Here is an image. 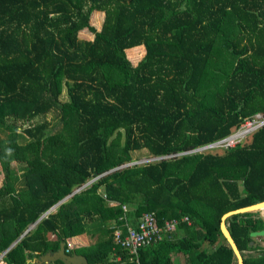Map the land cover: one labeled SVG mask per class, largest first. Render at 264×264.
Segmentation results:
<instances>
[{
    "label": "trees",
    "instance_id": "1",
    "mask_svg": "<svg viewBox=\"0 0 264 264\" xmlns=\"http://www.w3.org/2000/svg\"><path fill=\"white\" fill-rule=\"evenodd\" d=\"M257 114L264 0H0V260L36 264L86 234L90 246L67 251L90 264H238L221 219L264 201V125L193 151ZM141 150L157 160L133 164ZM149 212L191 224L131 256L112 226ZM226 223L244 264H264L261 211Z\"/></svg>",
    "mask_w": 264,
    "mask_h": 264
},
{
    "label": "built area",
    "instance_id": "2",
    "mask_svg": "<svg viewBox=\"0 0 264 264\" xmlns=\"http://www.w3.org/2000/svg\"><path fill=\"white\" fill-rule=\"evenodd\" d=\"M264 125V115L257 114L253 119L245 121L242 126L236 130V135L232 134L219 141L197 148L193 153H202L205 151H212L214 149H228L234 147L238 143H241L245 138L258 128ZM232 136V137H231ZM150 160H157L153 158ZM147 162V161H146ZM145 162V163H146ZM143 162H134L133 164H141ZM131 164V165H133ZM96 179L90 180L81 188L75 190L78 193L88 186H90ZM111 205H114L111 203ZM124 211H128L127 206H123ZM191 224L188 217H183L179 220H167L160 224L159 220L154 212L144 213L140 219L137 227H133L131 224L125 222L123 226H112L114 242L117 246L126 250L131 256L138 255L140 249L157 244L161 241L169 239L172 233L178 230V227L182 223ZM0 264L3 262L0 260Z\"/></svg>",
    "mask_w": 264,
    "mask_h": 264
},
{
    "label": "water",
    "instance_id": "3",
    "mask_svg": "<svg viewBox=\"0 0 264 264\" xmlns=\"http://www.w3.org/2000/svg\"><path fill=\"white\" fill-rule=\"evenodd\" d=\"M262 210H264V201L258 204L249 206V207H245V208H241L238 210L228 212L221 219V231L225 239L227 240L228 244L232 248L234 254L236 255L238 259V264H244L243 257L241 255V252L239 251L237 244L235 243L233 237L231 236V233L228 230L226 221L228 218L236 214L257 212V211H262ZM251 236L253 238L255 237L264 238V230L252 232ZM55 261H62L64 264H90L87 258L83 255H80L77 253L69 254L66 249L65 243L61 244V247L57 252L48 253L40 258V263H48V262H55Z\"/></svg>",
    "mask_w": 264,
    "mask_h": 264
},
{
    "label": "rangeland",
    "instance_id": "4",
    "mask_svg": "<svg viewBox=\"0 0 264 264\" xmlns=\"http://www.w3.org/2000/svg\"><path fill=\"white\" fill-rule=\"evenodd\" d=\"M104 14L103 13H97L95 12L92 16L91 20V24L93 27H95L97 30H100L104 21ZM80 39H85V40H92L93 37L91 34H88L86 32L80 33L79 35ZM143 55V52H141V49H136L134 51H128L127 52V56L130 59V61H132V63L135 65L139 62L141 56ZM67 96L66 93L63 94L62 96V100H66ZM45 118H40L37 121H44ZM47 121H51V115H48L46 117ZM236 135V130H234L232 136ZM231 136V137H232ZM212 151H216L217 153H220L222 151V149H214ZM133 158H135L136 162H143L145 163L146 161H149L151 159V156L149 155V153L146 150H141V151H136L133 153ZM0 173H1V166H0ZM3 178V175H1L0 179ZM261 216L264 217L263 214V210L261 211ZM255 244L257 246L263 247L264 246V239L263 238H256L255 240Z\"/></svg>",
    "mask_w": 264,
    "mask_h": 264
},
{
    "label": "crops",
    "instance_id": "5",
    "mask_svg": "<svg viewBox=\"0 0 264 264\" xmlns=\"http://www.w3.org/2000/svg\"><path fill=\"white\" fill-rule=\"evenodd\" d=\"M97 13H101V12H97ZM56 208L57 207L52 208L49 211V213L55 212ZM175 233L177 235H179V236H183L184 235V231H178L177 230ZM256 238H258V237H255V239ZM259 238H262V237H259ZM90 243H91V241H90L89 237L86 234L75 236V237L69 238L67 240V246H68L67 250H76V249L81 248V247H88V246H90ZM219 244H220V241L218 243H216V244H213V245L209 244V243L204 244L201 247V249L199 250V254L201 255L200 258L204 259L205 257H207L210 253H212L219 246ZM262 248H264V246ZM179 257L180 256H177L176 258H179ZM40 258L38 260H35L34 262L36 264H53L54 263V262L40 263ZM181 260H182V258H181ZM116 261H121V257L120 256L116 257ZM55 262H57V261H55ZM182 262H183V260H182Z\"/></svg>",
    "mask_w": 264,
    "mask_h": 264
}]
</instances>
